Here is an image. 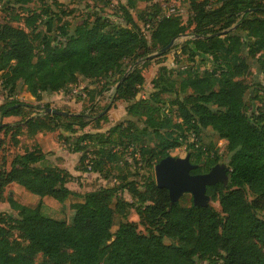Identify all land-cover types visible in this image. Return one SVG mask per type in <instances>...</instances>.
<instances>
[{
    "label": "trees",
    "instance_id": "1",
    "mask_svg": "<svg viewBox=\"0 0 264 264\" xmlns=\"http://www.w3.org/2000/svg\"><path fill=\"white\" fill-rule=\"evenodd\" d=\"M208 3L192 0L184 22L177 15L165 16L154 4L160 12L146 14L140 28L130 13L134 3L125 0L120 22L94 15L71 31L61 30L62 38L55 45L49 37L51 18L46 19L42 31L35 28L40 20L37 14L24 20L27 32L10 24L0 27V75L4 72L2 85L8 89V97L18 84L40 102L43 94L65 92L81 81L116 76L119 83L125 76L111 97L112 105L127 103L128 118L105 135L97 132L75 137L72 152L77 158V178L93 176L103 182L82 195L67 188L75 177L64 168L62 158H55L53 167L41 166L48 156L37 146L12 157L8 168L0 172V203L10 183L61 206L73 196L81 202L68 205L71 214L64 222L44 216L40 205L30 208L8 197L6 201L15 215L0 213V264H35L33 257L37 254L45 264H198V260L209 259L213 264H264V220L256 215L264 211V108L246 114L244 97L253 88L241 79L253 68L249 61L255 62V69L264 78V0H221L212 8ZM147 24L149 28L145 29ZM189 28L190 39L160 56L174 49V59L185 54L200 57L210 60L212 69L188 76L179 84L181 93H190L182 101H175L178 121L173 123L155 103L137 99L144 78L131 65L146 53L143 32L161 50L171 40L185 36ZM34 40L42 46L38 56ZM168 73L169 69L159 67L153 86H164L162 90L167 91ZM252 85L258 87L255 97L264 100V86L254 81ZM15 105L19 106L10 108ZM21 106L0 104L3 135L16 136L24 131L33 137L61 130L74 136L87 125L99 128L106 120L105 115L99 117L105 106L98 113L90 107L88 113L44 114L2 123L3 118L22 116ZM162 129L177 135L161 133ZM206 129L226 142L223 158L228 161L227 185L216 183L206 188V195L218 202L220 212L208 205L171 204L168 191L158 188L150 173L126 170L124 157L129 147L132 151L138 148L136 164L151 167L164 157H172L169 152L180 147L186 135L194 134L196 141L186 147L192 151L191 162L198 165L191 174L209 172L220 159L210 149L196 145L198 133ZM148 130L157 143L136 147ZM116 132L126 136L125 146L115 141ZM246 191L252 196L250 202ZM131 212L145 233L138 232L137 224L128 220ZM116 216L120 218L117 223ZM6 218L13 222L12 227L6 224ZM10 230L26 244L11 240ZM165 239L175 243L166 244Z\"/></svg>",
    "mask_w": 264,
    "mask_h": 264
},
{
    "label": "rangeland",
    "instance_id": "2",
    "mask_svg": "<svg viewBox=\"0 0 264 264\" xmlns=\"http://www.w3.org/2000/svg\"><path fill=\"white\" fill-rule=\"evenodd\" d=\"M134 3V7L130 10L132 18L136 22V24L141 28L142 22L148 13H159L160 9L161 12L164 14L166 13L167 7L177 6L183 9L185 15L182 18L184 22L185 19L189 16L190 10V2L192 0H149V2H139L137 0H131ZM194 1H202V0H194ZM221 0H208V6L210 8L219 5ZM159 5L158 8H154L152 5ZM125 6V0H43L42 2H38L35 0H0V27L6 24H10L12 27L22 29L27 32V29L24 25V20L32 14L39 15L40 20L37 21L35 24V28L38 31L44 30V23L46 19L51 18L52 20V31L49 35L50 39L52 40V45H55L57 41L61 40L62 38V31L67 32L71 31L75 26L81 24L83 21L91 19L94 15H101L103 17H110L111 19L116 18L117 12L121 11V8ZM207 6V7H208ZM122 12V11H121ZM139 19V21L137 20ZM120 22V21H119ZM234 30V27L233 29ZM64 32V33H65ZM191 29H187L185 36H180L175 39V42L172 48L177 49L179 46L182 45L183 42L191 38ZM144 37L147 40V50L144 56L137 59L131 67L138 68L140 74L144 78V85L139 91V99L144 101L143 103L149 104V102H153L159 107L163 109L164 112L170 117L173 123H177L178 121V112L175 108V101H182L183 98L190 93L187 91L185 94L181 93L179 84L188 76L200 75L203 72H209L212 69L210 60H202L200 57L190 58L189 56L182 55L177 59H174V53L176 50H172L165 56H160V50L155 47L151 41L149 40L148 33H143ZM35 47V54L38 56L41 54L42 46L39 45L37 40L32 41ZM171 48V49H172ZM245 53V49L243 51ZM158 55L156 57H152L153 55ZM152 57V58H149ZM251 66V70L247 75L242 77L244 83L249 85L250 89L253 90L252 93H246L244 97L245 101V112L247 115L251 113H257L259 110L264 108V100L261 98H256L257 95L256 91L258 90L257 85H252L253 81L256 84H260L264 86V78L258 73L255 69L257 66L255 62L249 61ZM129 62H126L125 65H129ZM169 69V73L166 74L168 77V82L165 83L167 85V91H163L162 89L164 86L158 85V88L154 87L153 82L157 78V70L159 67L163 66ZM130 69H127V71ZM0 75V104L2 103H19L21 106V114L22 116L17 117V122L23 120L24 118H36L45 114L44 105L48 104L49 108L57 109L62 108L67 110L70 113L82 112L88 110L90 107L94 110V112L98 113L102 110L105 106L106 108L101 112L99 115H105L106 120L102 122L100 125L106 124L108 120V112L113 107L112 105V94L114 88L116 87L117 83L115 82L116 76L106 77L102 79L96 80H89L87 83L93 85L92 90H89L86 93L85 97L81 95L82 92H85V89H88L86 86V82H78L76 87H70V91H65L66 93V100H62V102H55L52 98L50 100L49 94L45 93L42 95V99L40 102L35 101L34 98H30L26 88L18 84V86L13 90L12 95L8 97V89L3 88L2 85V75ZM170 83V84H169ZM106 87L108 90H101V88ZM165 89V88H164ZM75 93H73L74 91ZM101 90V91H100ZM250 92V91H249ZM54 96V94H52ZM143 96V98H141ZM81 102V106L77 104ZM116 103V102H115ZM127 107V105H126ZM65 111V112H67ZM126 112V108L124 109ZM126 114V113H125ZM127 115V114H126ZM125 115V116H126ZM16 117V116H14ZM125 119H128L127 116ZM140 120H143V117H139ZM11 122V123H17ZM115 122L112 126L105 128L102 131H99L102 135H105L110 128L114 127ZM94 127V124L90 125ZM161 133H172L174 136L177 135V132H173L171 130L162 129ZM48 139H51L53 143H59V148L62 150H66L65 152H61V155L65 154L66 158L64 159L66 162V166L68 170H73L75 165L76 153L72 152L73 145L75 144V137L76 136H68L67 133L61 130H54L52 132L46 133ZM115 137V141L118 143H122L121 146H125L126 143V136L122 132H116L113 134ZM31 135L27 134L26 132H19L18 135H12L11 133L7 135H3L0 132V172L6 170L8 168V164L12 157L16 154H19L23 149L27 150L29 144V139ZM17 137V138H15ZM190 137L187 135L183 138L180 147L170 151V155L174 159H183L188 157V162L191 166H194L195 169L198 168V165H194L191 162L190 154L191 149H187V145L191 143ZM50 143V142H49ZM157 143V139H155L151 134L150 130L141 137L139 144L135 145L136 147H152ZM51 144V143H50ZM54 145V144H52ZM197 147H200L202 150L210 149L211 153L217 155L220 159L219 161V170L218 171H225L227 169V160L223 158V155L226 153V142L219 139L210 129H206L203 132L198 133L197 135ZM33 147V145H32ZM132 147H129L127 150V154L124 157V161L127 162V169L128 171L135 172L138 174H143L145 172L150 173L155 181L154 177V167L158 164L152 163L151 167H141L140 164H136L138 156V148L136 149L133 147V151L131 150ZM51 150H55L51 148ZM63 150V151H64ZM130 153V154H129ZM53 152L46 153L47 156H52ZM166 158V157H164ZM163 158V159H164ZM204 156L202 157L201 164L204 162ZM69 159V160H67ZM67 160V161H66ZM162 160V159H161ZM200 164V165H201ZM41 166H47L46 163H42ZM74 171V170H73ZM201 173V174H207ZM74 179V178H73ZM220 182H222L223 186L227 185V175L224 174L221 177ZM103 182L101 180L95 179L93 176H86L81 178H75L71 181L70 188L72 189H79L77 191V195H82L86 192L92 191L97 189ZM16 186V185H15ZM19 190L23 191L27 195L20 196V199H16L13 197L18 203L21 205L28 206L30 208H35L37 205H40L41 213L52 219L61 220L64 222H68L70 218L71 211L68 208V205L71 202L77 200L79 197H71L69 200L66 201L65 206L59 205L54 200L50 199L49 197L40 198L38 196L32 195L24 190L20 186H16ZM7 191L13 190H3V201L9 197ZM76 193V192H75ZM29 195V196H28ZM36 200L32 201L31 197ZM124 199L130 200L129 197L124 194ZM246 199L250 202L252 201L251 194L246 191L245 192ZM41 199V200H40ZM177 203L181 206L187 207L192 201V196L190 193L181 194L177 200ZM205 204L208 206L213 207L216 211L220 212V208L217 201H212L208 196L205 198ZM5 210V211H4ZM7 212V213H6ZM0 213L4 214V216L8 215H15V212L11 211L8 207V204L5 206L0 205ZM256 215L259 219L264 220V211H257ZM4 218V217H3ZM2 218V219H3ZM5 219V218H4ZM6 224L8 226H13V222L6 218ZM120 220L119 217H115V222L117 223ZM128 220L134 221L137 225V231L141 233H145L143 227L139 225L137 216L131 212L128 217ZM115 230L113 227L112 231ZM11 233V240L18 241L23 246L26 244L24 241L19 239V234L16 231L10 230ZM166 244L175 243L169 241L167 239L164 240ZM33 261L35 264H45V259L40 255L37 254L33 257ZM198 264H213L212 260H205V261H197Z\"/></svg>",
    "mask_w": 264,
    "mask_h": 264
},
{
    "label": "water",
    "instance_id": "3",
    "mask_svg": "<svg viewBox=\"0 0 264 264\" xmlns=\"http://www.w3.org/2000/svg\"><path fill=\"white\" fill-rule=\"evenodd\" d=\"M174 42L175 40H171L167 46L160 50L159 55L169 51ZM156 56L158 55L155 54L152 57ZM124 78L125 76L122 77L121 81ZM119 83H117L116 86H118ZM18 106L19 105H15L10 108H16ZM45 114L57 116L72 115L68 112L53 108H46ZM218 167L219 164L214 166L207 174H191V172L195 170V167L189 164L188 157L174 159L173 157L167 156L160 160L154 167L155 184L158 188L168 191L171 204L177 203L181 194L190 193L194 205H206V188L216 183H222L220 182L221 177L227 172V169L225 171H218Z\"/></svg>",
    "mask_w": 264,
    "mask_h": 264
},
{
    "label": "crops",
    "instance_id": "4",
    "mask_svg": "<svg viewBox=\"0 0 264 264\" xmlns=\"http://www.w3.org/2000/svg\"><path fill=\"white\" fill-rule=\"evenodd\" d=\"M185 15V14H184ZM184 16H182V18H183ZM163 66H165V64H162ZM82 83L83 82H86L85 84H86V86L88 87V89H85V92H82L81 93V95L83 96V97H85V95H86V93H88L89 92V90L91 89V88H93V85H91V84H88L87 82L88 81H81ZM77 85H75V86H73V87H76ZM70 89L71 88H69V90L68 91H70ZM28 94V93H27ZM49 94V97H50V100H54L55 102H62L63 103V99L64 100H66V93L65 92H59V93H52V94H54V96H52V94L51 93H48ZM30 96V95H29ZM30 98H32L31 96H30ZM52 98V99H51ZM141 98H143V96L141 97ZM137 99H139V94H138V96H137ZM52 100V101H53ZM78 106H81V102H79L78 104H77ZM126 105H127V103H125V102H123V101H118V102H116V103H114V105H113V107L111 108V110L108 112V115H109V117H108V120L109 121H107L106 122V124H104V125H100V127L99 128H95V127H91L90 125H87L85 128H84V130L82 131V132H77L74 136H77V135H80V134H82V133H90V134H93V133H97V132H99V131H102L104 128H105V125L107 126V127H110V126H112L115 122H117L118 121V123L119 122H122V121H124V120H126L125 118H126V112L124 111V109L126 108ZM77 113H79V112H76V113H70V114H77ZM17 117H13V116H11V117H7V118H3L2 119V123L3 124H13V123H11V122H17ZM68 136H73V135H70V134H67ZM51 144H50V143ZM29 146H28V149H31L32 148V145H33V147H35V146H37L40 150H41V152L42 153H44V154H46V153H48V152H53V153H55V154H53L52 156H48V157H46V160L44 161V162H41L40 163V165H42V163H46L47 164V166H52L53 167V162H54V160H55V158H57V157H60V158H62L63 159V162H62V165L64 166V168L73 176V177H75V178H77V176L79 175L74 169V171L73 170H68L67 169V166H66V162H65V158H66V156H65V154H63V155H61L62 153H60L59 151H61V152H65L66 150H62V148H59L58 149V147H59V143H53V141H51V139H48V136H47V134L46 133H37L36 135H34L33 137H31V139H29ZM52 144H54V145H52ZM51 148H53V149H55V150H51ZM24 151V149L20 152V153H22ZM77 159V158H76ZM75 159V160H76ZM67 160H69V159H67ZM66 160V161H67ZM74 164H76V161H75V163ZM16 184H14V183H10V184H8L4 189L5 190H8V188H9V190H13L12 192L11 191H7L8 193V196L9 197H11L14 201H16L13 197H15L17 200L18 199H20L21 197L20 196H23V195H27V194H25L23 191H21V190H19L16 186H15ZM70 186H71V182H69L68 184H67V188L68 189H70L71 191H74V192H76L77 194H78V192L80 191L79 189H72V188H70ZM77 190H79V191H77ZM29 196V195H28ZM31 197V196H30ZM32 198V197H31ZM69 199H70V197H69ZM68 199V200H69ZM32 201H34V200H36L37 202L39 201V200H37V199H34V198H32L31 199ZM41 200V199H40ZM17 202V201H16ZM78 202H81V199L80 198H77V200H75V201H73V202H71V203H78ZM6 204H8L7 203V201L5 200V202L4 201H2L1 203H0V205L1 206H5ZM8 207H9V205H8ZM28 207V206H27ZM9 209H10V207H9ZM11 210V209H10ZM5 211V210H4ZM12 211V210H11ZM7 213V212H6ZM132 222H134V221H132Z\"/></svg>",
    "mask_w": 264,
    "mask_h": 264
},
{
    "label": "built area",
    "instance_id": "5",
    "mask_svg": "<svg viewBox=\"0 0 264 264\" xmlns=\"http://www.w3.org/2000/svg\"><path fill=\"white\" fill-rule=\"evenodd\" d=\"M208 7H210V5L208 6ZM166 11V13H164V15L165 16H170V15H177V16H180V17H182V16H184V11H183V9H181V8H179V7H177V6H171V7H167V10H165ZM121 12L120 11H118L117 12V15H116V18H112L111 20H113V21H120L121 20ZM149 28V25L147 24V25H145V29H148ZM143 33H145V32H143ZM74 91V90H73ZM73 93H75V91L73 92ZM190 139L193 141V142H195L196 141V139H195V136H194V134H191L190 135Z\"/></svg>",
    "mask_w": 264,
    "mask_h": 264
}]
</instances>
